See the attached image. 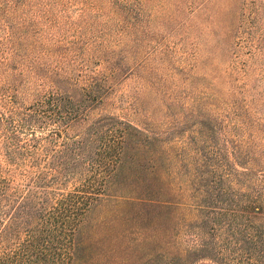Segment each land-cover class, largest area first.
Segmentation results:
<instances>
[{
	"label": "rangeland",
	"instance_id": "rangeland-1",
	"mask_svg": "<svg viewBox=\"0 0 264 264\" xmlns=\"http://www.w3.org/2000/svg\"><path fill=\"white\" fill-rule=\"evenodd\" d=\"M58 94L86 100L83 125L113 116L151 137L137 154L156 158L158 170L143 175H157L180 206L172 222L157 221L173 253L200 240L204 215L194 207L214 195L238 204V219L224 221L238 234L207 240L258 241L264 213L250 206H264V0H0V108ZM0 166L32 186L23 170L7 171L1 151ZM123 230L95 237L108 232L119 245ZM197 251L189 264H264V253Z\"/></svg>",
	"mask_w": 264,
	"mask_h": 264
},
{
	"label": "trees",
	"instance_id": "trees-1",
	"mask_svg": "<svg viewBox=\"0 0 264 264\" xmlns=\"http://www.w3.org/2000/svg\"><path fill=\"white\" fill-rule=\"evenodd\" d=\"M14 103L0 108V151L7 171L23 170L32 186L14 184L0 166V264H123L138 254L137 264H189L198 249L264 253V224L258 226V241L248 245L207 240L222 231L232 238L238 234L236 223L224 222L238 219V204L218 195L194 207L204 215L195 238L206 239L173 253L172 237L158 239L157 221L172 222L180 206L161 191L157 175H143L159 167L156 158L150 164L137 154L151 148L148 134L113 116L83 125L86 100L64 94L30 106ZM76 124L83 126L72 134ZM226 202L230 207L218 206ZM102 207L108 212L94 217ZM250 207L254 216L264 213L261 204ZM119 223L121 244L108 232L95 237ZM108 242L114 246L105 247Z\"/></svg>",
	"mask_w": 264,
	"mask_h": 264
}]
</instances>
